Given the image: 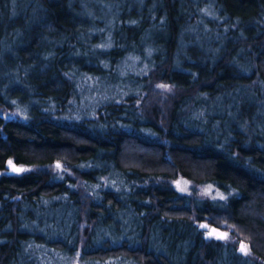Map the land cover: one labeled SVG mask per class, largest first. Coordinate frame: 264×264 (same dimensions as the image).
<instances>
[{"label":"trees","instance_id":"trees-1","mask_svg":"<svg viewBox=\"0 0 264 264\" xmlns=\"http://www.w3.org/2000/svg\"><path fill=\"white\" fill-rule=\"evenodd\" d=\"M72 257L264 264V0H0V264Z\"/></svg>","mask_w":264,"mask_h":264},{"label":"rangeland","instance_id":"rangeland-1","mask_svg":"<svg viewBox=\"0 0 264 264\" xmlns=\"http://www.w3.org/2000/svg\"><path fill=\"white\" fill-rule=\"evenodd\" d=\"M209 2V4H211L212 0H207ZM129 66H132L131 64H127L125 70H121V75H125L127 73V71L130 69ZM95 82L93 80H82L81 79V86L82 87H85V90H81V88L79 87L78 85V93H81V97L83 96V98L86 96V92H91L93 91V86H94ZM89 97H92L89 95ZM83 103V102H81ZM16 169H23V171H14L13 170H10L8 171L9 174L11 175H19V174H22V173H25L28 171V169H24V168H21V167H18ZM63 168H60V171H62ZM173 188L181 193V194H186V193H190V194H193L195 195L198 199H209V200H212V201H224L228 196L227 194H224L223 192L217 190L216 188H214L213 186H210V185H200V186H194L189 180H186V179H183V178H179L177 181H175L173 183ZM223 197V198H222ZM224 232V238L225 240H227L229 237H230V230H222ZM210 239H215L217 240L218 238L216 237H211ZM240 253L243 255V256H248L249 254V249L247 247V253H244L242 251H240ZM69 264H81L79 263L78 261V258L76 257H72Z\"/></svg>","mask_w":264,"mask_h":264},{"label":"water","instance_id":"water-1","mask_svg":"<svg viewBox=\"0 0 264 264\" xmlns=\"http://www.w3.org/2000/svg\"><path fill=\"white\" fill-rule=\"evenodd\" d=\"M200 228L206 231L207 237L221 238L224 234L221 229L214 226H209L206 223H201Z\"/></svg>","mask_w":264,"mask_h":264},{"label":"snow or ice","instance_id":"snow-or-ice-1","mask_svg":"<svg viewBox=\"0 0 264 264\" xmlns=\"http://www.w3.org/2000/svg\"><path fill=\"white\" fill-rule=\"evenodd\" d=\"M160 87H164V86L161 85ZM9 164L11 165L12 162L9 161ZM57 167H59V165H57ZM14 171H23V169H16V168H14ZM222 198H223V197H222ZM240 250H241L242 252H244V253H247V246L244 245V244H241V248H240Z\"/></svg>","mask_w":264,"mask_h":264},{"label":"bare ground","instance_id":"bare-ground-1","mask_svg":"<svg viewBox=\"0 0 264 264\" xmlns=\"http://www.w3.org/2000/svg\"><path fill=\"white\" fill-rule=\"evenodd\" d=\"M224 233V232H223Z\"/></svg>","mask_w":264,"mask_h":264}]
</instances>
